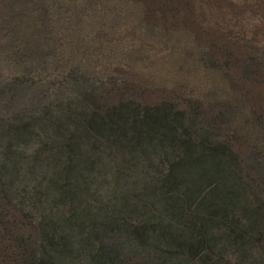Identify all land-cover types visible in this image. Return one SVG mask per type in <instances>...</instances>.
I'll use <instances>...</instances> for the list:
<instances>
[{
    "label": "rangeland",
    "instance_id": "rangeland-1",
    "mask_svg": "<svg viewBox=\"0 0 264 264\" xmlns=\"http://www.w3.org/2000/svg\"><path fill=\"white\" fill-rule=\"evenodd\" d=\"M0 264H264V0H0Z\"/></svg>",
    "mask_w": 264,
    "mask_h": 264
}]
</instances>
